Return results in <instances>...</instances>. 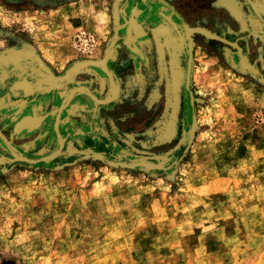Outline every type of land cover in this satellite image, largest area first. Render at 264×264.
<instances>
[{
    "label": "rangeland",
    "instance_id": "374dc122",
    "mask_svg": "<svg viewBox=\"0 0 264 264\" xmlns=\"http://www.w3.org/2000/svg\"><path fill=\"white\" fill-rule=\"evenodd\" d=\"M4 54L0 264H264V0H0Z\"/></svg>",
    "mask_w": 264,
    "mask_h": 264
},
{
    "label": "flooded vegetation",
    "instance_id": "af4514ba",
    "mask_svg": "<svg viewBox=\"0 0 264 264\" xmlns=\"http://www.w3.org/2000/svg\"><path fill=\"white\" fill-rule=\"evenodd\" d=\"M32 66H33V70L31 71V73H36V74H33L35 79L39 78L40 76H45V72H42V70H40L39 68V65H37L35 62L31 61L30 63ZM22 65V64H21ZM36 71V72H33V71ZM9 72V71H7ZM8 75V74H7ZM30 75V74H29ZM32 75V74H31ZM32 77V76H31Z\"/></svg>",
    "mask_w": 264,
    "mask_h": 264
},
{
    "label": "water",
    "instance_id": "95a60500",
    "mask_svg": "<svg viewBox=\"0 0 264 264\" xmlns=\"http://www.w3.org/2000/svg\"><path fill=\"white\" fill-rule=\"evenodd\" d=\"M115 37H116V32H115ZM7 57H8L7 54H4L3 56H1L0 57V62L6 61L7 60ZM29 58L32 59L33 62H35L37 65L40 66L39 61L37 59H35L33 56H30Z\"/></svg>",
    "mask_w": 264,
    "mask_h": 264
},
{
    "label": "crops",
    "instance_id": "0c3cea01",
    "mask_svg": "<svg viewBox=\"0 0 264 264\" xmlns=\"http://www.w3.org/2000/svg\"><path fill=\"white\" fill-rule=\"evenodd\" d=\"M11 88H12L13 90H15V89H23V84H21L20 82H15V84H13V85L11 86ZM16 91H19V90H16Z\"/></svg>",
    "mask_w": 264,
    "mask_h": 264
}]
</instances>
